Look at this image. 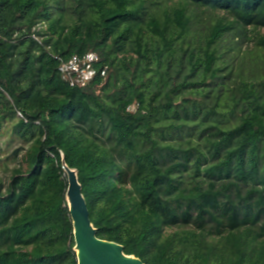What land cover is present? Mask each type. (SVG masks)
Segmentation results:
<instances>
[{
	"label": "trees",
	"instance_id": "16d2710c",
	"mask_svg": "<svg viewBox=\"0 0 264 264\" xmlns=\"http://www.w3.org/2000/svg\"><path fill=\"white\" fill-rule=\"evenodd\" d=\"M87 52L99 73L70 86ZM5 134L0 264H78L63 160L125 254L264 264V0H0Z\"/></svg>",
	"mask_w": 264,
	"mask_h": 264
},
{
	"label": "water",
	"instance_id": "95a60500",
	"mask_svg": "<svg viewBox=\"0 0 264 264\" xmlns=\"http://www.w3.org/2000/svg\"><path fill=\"white\" fill-rule=\"evenodd\" d=\"M67 175L66 199L73 223L74 250L78 264H145L140 258L127 255L124 247L116 242L97 237L81 191L76 170L70 169L63 160Z\"/></svg>",
	"mask_w": 264,
	"mask_h": 264
},
{
	"label": "built area",
	"instance_id": "2783aa9c",
	"mask_svg": "<svg viewBox=\"0 0 264 264\" xmlns=\"http://www.w3.org/2000/svg\"><path fill=\"white\" fill-rule=\"evenodd\" d=\"M99 56L94 52H87L83 55H73L67 60H62L59 66V72L63 80L67 81L70 86L84 87L94 80L99 73L97 63ZM107 68L100 70L105 75ZM19 117H23L18 113Z\"/></svg>",
	"mask_w": 264,
	"mask_h": 264
},
{
	"label": "rangeland",
	"instance_id": "374dc122",
	"mask_svg": "<svg viewBox=\"0 0 264 264\" xmlns=\"http://www.w3.org/2000/svg\"><path fill=\"white\" fill-rule=\"evenodd\" d=\"M203 27V24H200L194 27L195 29H201ZM236 39V38H235ZM236 40H241L242 44V53L239 59L243 60V57L246 55L245 52H252L254 49V43L250 42L246 39H240L237 38ZM237 54V53H236ZM236 59V56L233 57ZM232 58V59H233ZM249 57L247 58V61H249ZM4 131V129H3ZM23 146V143L20 139L17 138H11L9 134L0 135V180L6 181L8 176L10 175L11 169H13L15 166H17V161L14 157V152L17 148Z\"/></svg>",
	"mask_w": 264,
	"mask_h": 264
}]
</instances>
